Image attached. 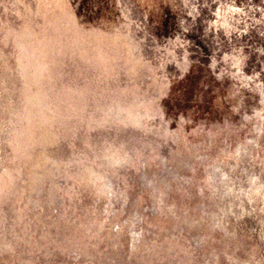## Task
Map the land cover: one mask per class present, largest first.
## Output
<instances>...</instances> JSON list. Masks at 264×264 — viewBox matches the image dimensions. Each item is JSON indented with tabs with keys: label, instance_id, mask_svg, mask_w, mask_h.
<instances>
[{
	"label": "rangeland",
	"instance_id": "374dc122",
	"mask_svg": "<svg viewBox=\"0 0 264 264\" xmlns=\"http://www.w3.org/2000/svg\"><path fill=\"white\" fill-rule=\"evenodd\" d=\"M0 264H264V0H0Z\"/></svg>",
	"mask_w": 264,
	"mask_h": 264
}]
</instances>
